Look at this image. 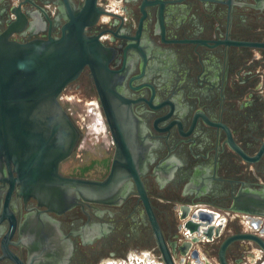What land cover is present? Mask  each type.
I'll return each mask as SVG.
<instances>
[{
    "label": "flooded vegetation",
    "instance_id": "flooded-vegetation-1",
    "mask_svg": "<svg viewBox=\"0 0 264 264\" xmlns=\"http://www.w3.org/2000/svg\"><path fill=\"white\" fill-rule=\"evenodd\" d=\"M85 2L0 0V34L60 37ZM96 12L85 33L108 50L104 95L147 199L131 178L118 202L56 212L0 181V264H19L7 252L23 264H167L148 206L175 264H223L233 236L227 264H264V154L247 160L230 143L253 157L264 141V0H96ZM61 94L87 109L65 108L80 138L59 172L105 179L117 145L90 66Z\"/></svg>",
    "mask_w": 264,
    "mask_h": 264
},
{
    "label": "water",
    "instance_id": "water-1",
    "mask_svg": "<svg viewBox=\"0 0 264 264\" xmlns=\"http://www.w3.org/2000/svg\"><path fill=\"white\" fill-rule=\"evenodd\" d=\"M90 11L94 13L88 14ZM92 15L97 16L96 0H86L79 16L71 18L60 37L18 42L10 39L11 30L0 34V181H9L11 191L19 185L21 193L36 197L40 205L56 212L75 206L80 198L118 202L131 178L147 199L139 166L133 161L125 133L112 121V108L104 95L108 88L100 74L109 70L104 60L108 50L98 38L85 33ZM86 66L95 75L117 145L113 166L103 180L66 177L59 172L61 162L71 156L80 138L79 128L59 98ZM230 143L247 160H258L264 154V141L253 157L243 152L232 138ZM259 201L262 208V196ZM148 210L164 259L167 264H175L149 206ZM238 237L233 236L223 244V264L228 263L224 258L226 248ZM259 242L264 248V242ZM7 254L23 264L11 253Z\"/></svg>",
    "mask_w": 264,
    "mask_h": 264
},
{
    "label": "rangeland",
    "instance_id": "rangeland-1",
    "mask_svg": "<svg viewBox=\"0 0 264 264\" xmlns=\"http://www.w3.org/2000/svg\"><path fill=\"white\" fill-rule=\"evenodd\" d=\"M66 95L67 94H65V96ZM63 104L65 108L67 109L70 108L74 112V114H77V115L79 114V112L84 114L87 109L85 103L82 101H79V99L75 97H72L71 99L69 97H65Z\"/></svg>",
    "mask_w": 264,
    "mask_h": 264
}]
</instances>
